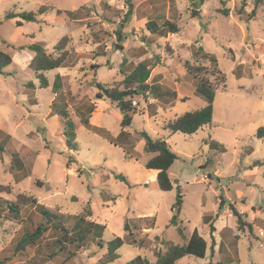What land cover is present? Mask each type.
<instances>
[{
	"label": "rangeland",
	"instance_id": "374dc122",
	"mask_svg": "<svg viewBox=\"0 0 264 264\" xmlns=\"http://www.w3.org/2000/svg\"><path fill=\"white\" fill-rule=\"evenodd\" d=\"M254 1L244 0L238 15L241 0H0V50L12 59L0 71V185L9 188L0 193V253L15 242L29 217L44 221L33 205L20 206L15 217L5 202L24 195L62 214L50 220L57 232L48 243L3 264H124L136 256L153 264L167 242L184 245L194 229L208 243L205 255L184 256L177 264H264V138L253 136L264 118V4L248 23L243 21ZM39 7L51 10L34 22L6 18L36 13ZM79 7L89 11L77 20L65 15ZM129 7L132 13L118 42L115 32ZM166 21L179 32L160 36L146 29V24ZM62 39L69 59L65 67L44 74L48 87L42 89L28 68L32 53L16 48L37 43L56 55L54 47ZM204 53L215 57V69ZM144 59L155 64L152 70L168 69L162 87L172 89L185 80L182 91L193 95L167 109L170 101L132 96L137 113L121 127L114 104L95 99V84L119 85L121 64L128 69ZM188 67L199 68L198 74L216 88L211 126L190 137L162 129L174 116L204 106L190 79L182 77ZM160 70L152 71L149 83ZM56 75L61 79L57 92ZM29 82L34 88L26 87ZM53 102L65 105L67 118L52 112ZM89 105L94 111L82 125L80 114ZM66 122L74 150L66 143ZM142 132L164 139L177 155L168 171L171 191H160L155 172L145 169L153 154L144 152ZM15 157L19 170L11 168L18 166ZM177 193L182 196L179 229L169 225ZM230 205L250 229L237 227ZM58 223L68 227L69 239ZM114 237L123 244L110 261L107 243Z\"/></svg>",
	"mask_w": 264,
	"mask_h": 264
},
{
	"label": "trees",
	"instance_id": "16d2710c",
	"mask_svg": "<svg viewBox=\"0 0 264 264\" xmlns=\"http://www.w3.org/2000/svg\"><path fill=\"white\" fill-rule=\"evenodd\" d=\"M264 4V0H255L254 1V9L251 11L249 15L243 20L245 23H248L254 17L255 9ZM245 6L244 0H241V8L237 11V14L240 15L243 13V7ZM49 8L39 7L36 13H20L14 16H9L6 14V18H13L19 16L25 22H34L36 20L37 15H41L44 12H47ZM51 10V8L49 9ZM89 7H79L78 9L68 12L65 15L68 16L71 20H77L78 16H82V13L88 12ZM61 12H57L60 14ZM132 13L131 7L128 8L127 12L124 14L123 22L120 24L115 32V36L117 37V41L121 42L122 40V28L124 23L128 20L129 16ZM220 13L224 15H228L226 10H220ZM110 21V20H107ZM146 29L151 34H158L160 36H164L167 34H176L179 32V28L176 24L166 21L162 25L157 26L154 24H146ZM66 39H62L59 41L54 50L57 52L56 55L49 54L43 48V46L32 43L25 46H18L16 49L27 50L32 53V59L28 65V68L34 73L35 78L39 82V87L45 89L48 87V81L45 77V73L49 71H54L59 68H63L66 66V62L69 59V52L66 50ZM115 47L117 49H121V46L116 43ZM198 52H196L197 54ZM204 57L209 59L210 63L213 65L212 69L216 68V59L211 54H203ZM12 63L11 56L0 50V71L4 69L6 66ZM155 66L153 63L144 59L139 61L136 64H132L128 69L123 68V64L120 67V74L122 75V81L119 85L106 88L99 83L95 84L97 89V93L95 94V99L102 100L107 99L111 103L114 104L115 108L119 111L122 116L121 119V127H126L131 124L132 114L137 113L136 107L133 105V101L131 100L132 96H142L145 100L154 99L159 100L161 98H175V92H172L169 88H164L157 84L150 85L148 83L149 75L152 68ZM199 68H191L188 67L187 74L193 81L195 86V95L201 98L204 102V106L200 109L186 112L180 116L175 117L169 121H166L163 124L164 130L168 131L169 134L180 133L184 136H192L196 134L199 130L210 127L212 124V116H213V101L215 97V86L206 76H202L198 74ZM216 74H219L217 71ZM60 76H55V84L53 85V89L57 92L60 87ZM119 86L123 88L120 89ZM27 88H34L32 83L26 84ZM63 106H58L56 102H53L51 105L52 112L60 115L64 119L67 118V114L65 112V108ZM94 111V106L89 105L84 111L80 114V122L82 125H88L90 114ZM66 129L64 132L67 146L69 150H74L75 146L73 144V133L71 132L70 123H65ZM125 134L121 132L120 137ZM126 136V135H125ZM140 136L145 140L144 144V152L146 154H153V156L145 163V169L156 171V184L160 191L168 192L173 189V183L169 178V168L177 159V155L171 150L170 146L167 142L162 138H152L147 135L145 132H142ZM253 136L257 139L264 138V122L261 126H259ZM212 148L216 145L214 142L210 144ZM1 150V148H0ZM18 164L17 167L11 166L12 169L19 170L21 167L20 161L18 158H14L13 160ZM9 192V188L7 186L0 185V193ZM6 209L8 211L13 212V215H16L19 212V207L22 205H33V207L38 210L39 216L42 220L40 222H35L32 217L28 218L27 224L25 226H21L18 230V234L15 238V242H11L9 246L3 249L0 253V264L6 263L11 260V258L15 257L17 254L21 252H25L28 248H32L36 246V248L40 249L42 244L48 243L51 237V233L53 231L56 233L57 230L51 227L50 220H56L58 217L62 216L56 210H52L46 208L43 205H40L36 202L35 199L31 197H27L24 195H18L16 201L14 202H5ZM223 199H220L219 207L222 208ZM182 207V196L177 193L176 199L174 203L170 207L171 218L169 220V225L175 226L178 228V219L180 215ZM231 213L234 217H236L237 227L240 229L244 225L248 226L249 229L250 224H246L241 220V215L236 209L230 205ZM43 215H48L49 219L46 220ZM94 227V226H93ZM58 228H62L64 239H69V231L68 227L63 226L62 223H58ZM125 231L127 232L128 237L131 236L132 232L129 230V226L126 224L124 226ZM179 229V228H178ZM214 231L213 226L211 225L210 236L212 237V232ZM72 236L70 237V240ZM213 242V241H212ZM123 244V240L120 237H114L110 242L107 243V256L110 261L118 258L116 252ZM61 250V249H60ZM206 250V242L199 235L198 231L194 229L190 236L186 238L184 245H175L171 242L166 243L165 251L156 252V261L153 264H177V262L184 256H195L198 258H203ZM39 251V250H38ZM38 259L40 253L38 252ZM54 253L50 254V257H53ZM34 259V258H33ZM45 259V258H44ZM41 261H44L41 258ZM37 261H33L34 264H38ZM124 264H150L147 259L141 256H136L132 260L124 263Z\"/></svg>",
	"mask_w": 264,
	"mask_h": 264
},
{
	"label": "crops",
	"instance_id": "0c3cea01",
	"mask_svg": "<svg viewBox=\"0 0 264 264\" xmlns=\"http://www.w3.org/2000/svg\"><path fill=\"white\" fill-rule=\"evenodd\" d=\"M204 54H208V53H204ZM212 55V54H211ZM160 68H161V66L160 65H158V67H155L153 70H155V71H157V69H159L160 70ZM153 70H151V72H150V75H149V79H148V83H149V80L151 79V75H152V71ZM167 71H168V69L167 68H165V70H160L159 72H157V73H154V75H153V79L150 81V85H152V84H157V85H160V86H162V85H164V80L166 79V75H165V73H167ZM185 76H187L190 80L189 81H191L190 83L192 84V85H194L193 84V81H192V79L190 78V76L186 73L184 76H182V77H185ZM169 77V75L167 76V78ZM154 79H156V81H154ZM185 81V80H184ZM183 81V82H184ZM183 82H177V85H176V87L174 88H170V90L172 91V92H175V94H176V96H175V98H161V99H159V100H154V99H149V101H152V102H159V101H170L169 103H166V104H168V105H166V107H165V109H167V108H169V107H171V106H173L177 101H182V99L183 100H187V99H189V97H191V95H193L191 92H187V91H182V88L180 87V85H182L183 84ZM195 89V88H194ZM194 95H195V91H194ZM148 102V101H147ZM174 102V103H173ZM173 103V104H172ZM159 108H161V107H159ZM175 117H177V116H174V118ZM173 118V119H174ZM263 122H264V118L262 117L261 118V120H260V123L258 124V127L259 126H261L262 124H263ZM257 127V128H258ZM257 128H254V130H256ZM156 171H155V177H156ZM223 212H224V210H223ZM199 233V232H198ZM200 235V234H199ZM201 236V235H200ZM202 237V236H201ZM203 238V237H202ZM204 239V238H203ZM205 240V239H204ZM205 242H206V246L208 245V243H207V241L205 240Z\"/></svg>",
	"mask_w": 264,
	"mask_h": 264
}]
</instances>
